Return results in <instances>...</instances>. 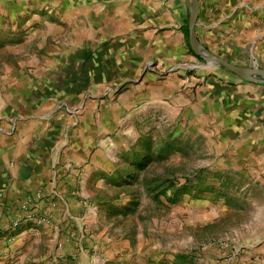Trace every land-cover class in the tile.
<instances>
[{"label":"rangeland","instance_id":"obj_1","mask_svg":"<svg viewBox=\"0 0 264 264\" xmlns=\"http://www.w3.org/2000/svg\"><path fill=\"white\" fill-rule=\"evenodd\" d=\"M10 1L0 5V135L21 113V100L42 93L36 84L56 75L43 71L50 50L40 48L47 28L37 14L51 19L58 11L54 2L65 6L69 0ZM210 1L199 0L202 43L230 63L251 66L247 50L235 55L230 40L222 44L207 35ZM151 2L159 16L175 21L166 29L180 35V66L158 76L173 81L155 98L158 107L139 114L140 105L130 104L118 113L124 131L94 135L97 168L72 185L82 235L74 254L56 264H264V256L248 253L264 232V87L193 54L188 0ZM88 52L86 63L94 64L93 49ZM210 88L224 100V92L238 90L226 113L198 106V96ZM115 94L93 92L88 99L110 101ZM59 110L72 125V106L66 101ZM51 258L37 264H53Z\"/></svg>","mask_w":264,"mask_h":264},{"label":"crops","instance_id":"obj_2","mask_svg":"<svg viewBox=\"0 0 264 264\" xmlns=\"http://www.w3.org/2000/svg\"><path fill=\"white\" fill-rule=\"evenodd\" d=\"M6 1L10 0H0V5ZM198 4L195 33L207 48L200 39L204 13L199 0ZM31 5L48 9L45 3ZM54 5L58 11L51 19L37 14V21L47 28L40 48L50 50L43 56V71L56 75L36 84L42 93L21 100V113L0 135L2 232L21 217L18 203L24 196L41 190L47 194L54 191L57 198L53 209L41 206L42 213H49L48 223L23 222L12 241L0 237V264H37L50 257L56 264L57 259L74 254L82 228L76 218L81 204L72 185L76 178L84 179L87 171L97 168L92 165L94 135L124 131L125 120L121 121L118 113L126 106L129 110L130 104L140 105L134 111L139 114L158 107L155 98L167 94L173 84L171 78L158 76L167 68L179 67L176 62L184 53L180 35L166 29L175 21L159 16V6L151 0H69L65 6L60 2ZM208 7L213 19L210 29L206 27L207 35L222 44L230 40L235 55L241 50L249 52L254 60L249 67L264 68V0H211ZM89 49H93L94 64L86 63ZM87 68L88 75H82ZM64 77L72 79L62 82ZM102 91L118 94L110 101L90 103L91 94ZM224 94L226 100L210 88L206 96H198V106L226 113L229 99L236 97L238 90ZM66 101L72 106L73 112L67 111L72 125L59 110ZM254 240L249 257L264 256V232Z\"/></svg>","mask_w":264,"mask_h":264},{"label":"water","instance_id":"obj_3","mask_svg":"<svg viewBox=\"0 0 264 264\" xmlns=\"http://www.w3.org/2000/svg\"><path fill=\"white\" fill-rule=\"evenodd\" d=\"M188 4L189 14L187 23V39L189 47L193 54L204 61L206 65L219 66L233 73L245 82L264 85V69L257 68L256 66L244 67L234 63H230L223 58L210 53L199 42L195 33V26L199 9L198 0H188Z\"/></svg>","mask_w":264,"mask_h":264},{"label":"built area","instance_id":"obj_4","mask_svg":"<svg viewBox=\"0 0 264 264\" xmlns=\"http://www.w3.org/2000/svg\"><path fill=\"white\" fill-rule=\"evenodd\" d=\"M55 196L57 198V194L54 191L47 194L41 190L24 196L18 203V210L21 213V217L14 219L5 233L0 228V237L3 235L7 242L12 241L13 233L17 231L23 222H32L35 225L48 223L49 213H42L41 206L45 204L53 209L55 207Z\"/></svg>","mask_w":264,"mask_h":264},{"label":"trees","instance_id":"obj_5","mask_svg":"<svg viewBox=\"0 0 264 264\" xmlns=\"http://www.w3.org/2000/svg\"><path fill=\"white\" fill-rule=\"evenodd\" d=\"M187 31V30H186Z\"/></svg>","mask_w":264,"mask_h":264}]
</instances>
